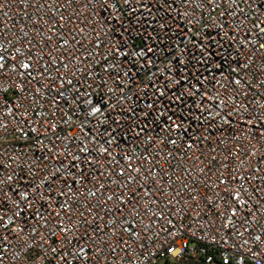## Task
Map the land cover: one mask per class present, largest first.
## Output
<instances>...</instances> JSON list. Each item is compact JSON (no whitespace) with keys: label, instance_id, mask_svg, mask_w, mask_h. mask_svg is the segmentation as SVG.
<instances>
[{"label":"built area","instance_id":"built-area-1","mask_svg":"<svg viewBox=\"0 0 264 264\" xmlns=\"http://www.w3.org/2000/svg\"><path fill=\"white\" fill-rule=\"evenodd\" d=\"M261 45L264 0H0V264H264Z\"/></svg>","mask_w":264,"mask_h":264},{"label":"snow or ice","instance_id":"snow-or-ice-1","mask_svg":"<svg viewBox=\"0 0 264 264\" xmlns=\"http://www.w3.org/2000/svg\"><path fill=\"white\" fill-rule=\"evenodd\" d=\"M261 47H264V45H261ZM149 51H151V49H149ZM28 67H29V65H26V64L24 65V68H28ZM21 198L22 199H27L28 198V193L27 192L21 193ZM16 215L19 216L20 213L17 212ZM0 221H3V217L2 216H0ZM0 259H2V257H0ZM226 264H227V262H226Z\"/></svg>","mask_w":264,"mask_h":264}]
</instances>
